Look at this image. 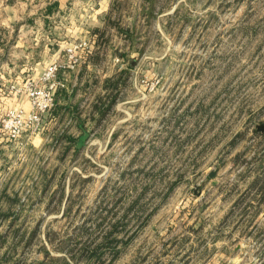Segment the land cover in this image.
<instances>
[{
    "label": "rangeland",
    "instance_id": "obj_1",
    "mask_svg": "<svg viewBox=\"0 0 264 264\" xmlns=\"http://www.w3.org/2000/svg\"><path fill=\"white\" fill-rule=\"evenodd\" d=\"M5 3L0 264H99L75 258L112 224L117 254L98 246L101 264H264V0H124L73 71L80 40L37 18L13 31L43 5ZM52 62L54 106L12 139L10 110L30 109L25 85ZM107 79L117 99L98 120Z\"/></svg>",
    "mask_w": 264,
    "mask_h": 264
},
{
    "label": "crops",
    "instance_id": "obj_2",
    "mask_svg": "<svg viewBox=\"0 0 264 264\" xmlns=\"http://www.w3.org/2000/svg\"><path fill=\"white\" fill-rule=\"evenodd\" d=\"M23 1L16 0L11 6H15L18 2ZM180 1L182 0H177V2ZM36 2L43 5V8H37L33 15H30V11L26 9L24 15L21 16L24 20L18 26H15L13 31H18L21 27L25 26L31 27L33 25L31 22L37 18L36 20L42 23V27H39V29H42L43 32H49L53 28V30L57 31L58 35H60V32H63L64 36L72 37V42H75L89 39L95 29H110L106 25V22L116 12L120 14L119 6L124 0H36ZM63 16L64 23L60 21ZM55 19L59 20L55 21ZM50 22L52 27L49 25ZM117 25L118 29H121V24L118 23ZM128 29L130 28L126 27V30ZM3 49L4 54H0V61L5 59L7 46H3ZM58 49L61 51L63 47L60 45ZM25 58L29 59L30 57L26 56ZM47 60L44 59L40 63L47 64Z\"/></svg>",
    "mask_w": 264,
    "mask_h": 264
},
{
    "label": "built area",
    "instance_id": "obj_3",
    "mask_svg": "<svg viewBox=\"0 0 264 264\" xmlns=\"http://www.w3.org/2000/svg\"><path fill=\"white\" fill-rule=\"evenodd\" d=\"M90 43L87 40H80L72 44L67 50L68 68L72 71L80 63L83 53H90ZM58 64L52 62L42 72L38 81H28L25 91L29 100L30 109L25 111L22 108L10 110L8 122L4 129L12 139H16L25 131L34 133L41 126V117L48 112L55 104V91L60 82L57 79Z\"/></svg>",
    "mask_w": 264,
    "mask_h": 264
},
{
    "label": "trees",
    "instance_id": "obj_4",
    "mask_svg": "<svg viewBox=\"0 0 264 264\" xmlns=\"http://www.w3.org/2000/svg\"><path fill=\"white\" fill-rule=\"evenodd\" d=\"M5 1H6L5 4L9 5V6L13 5L16 2V0H5ZM92 33L94 34V36H96L98 34L96 36L95 42L97 43L98 41H100L101 36H99V35L103 32H101V30L95 29ZM88 54L87 53L82 54V58L84 60V62H83L84 65L87 64V58L89 60ZM117 83H118L117 81L111 82L110 79L105 80L104 85H103L104 89L106 91L109 88L111 90V92H109L108 94H105L104 96L98 97L96 99L95 104L92 105L91 113L97 112L98 113L97 114L98 120L105 118L106 114L112 109L113 103H115V100L117 99V92H118L117 91ZM74 111L77 112L76 108ZM75 119H77V118H75ZM82 126H83V121L78 123L79 129L81 127V130H82ZM261 136L263 137L264 134H261ZM64 138L66 139L67 143L69 142L72 144H76L78 147H81L84 145V141L86 139V136L81 135L78 138H73V137L69 138L68 136H64L63 138L59 139V141L64 140ZM68 147H70V146H68ZM117 227H118V224H112L111 230H109L107 235L104 237L103 242L100 244L102 247H104V245H105L104 243H107L108 245L106 247H110V251L113 252L112 253L113 257H115V255L117 254L116 250L114 249L115 246L112 245V243H114V242L116 243V240L114 237L111 240V237L114 236L116 233H118ZM124 227H125V225L123 226V228ZM191 230L193 232L196 231L194 229H191ZM35 231H36V229L33 231V235H35V233H36ZM100 245H98V246H100ZM98 246L94 247L93 250H90L87 247V245L81 246L82 250H81L79 256H77L75 258V261H77V259H84V258L88 257L89 259L94 258L95 261H98L99 264H101V256L98 255ZM45 255H49V254L46 253ZM60 262H61L60 264H69L64 259H62Z\"/></svg>",
    "mask_w": 264,
    "mask_h": 264
},
{
    "label": "water",
    "instance_id": "obj_5",
    "mask_svg": "<svg viewBox=\"0 0 264 264\" xmlns=\"http://www.w3.org/2000/svg\"><path fill=\"white\" fill-rule=\"evenodd\" d=\"M258 130H261V131H263V129H262L261 127H258ZM215 174H216V172H215V171H214V172H212V173H210V174H209V178H213Z\"/></svg>",
    "mask_w": 264,
    "mask_h": 264
}]
</instances>
